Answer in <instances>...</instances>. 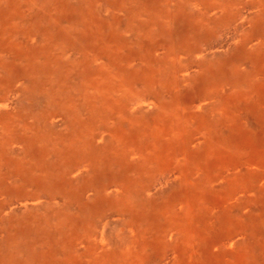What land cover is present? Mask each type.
Listing matches in <instances>:
<instances>
[{"label": "rangeland", "instance_id": "374dc122", "mask_svg": "<svg viewBox=\"0 0 264 264\" xmlns=\"http://www.w3.org/2000/svg\"><path fill=\"white\" fill-rule=\"evenodd\" d=\"M24 258L264 264V0H0V264Z\"/></svg>", "mask_w": 264, "mask_h": 264}, {"label": "bare ground", "instance_id": "6f19581e", "mask_svg": "<svg viewBox=\"0 0 264 264\" xmlns=\"http://www.w3.org/2000/svg\"><path fill=\"white\" fill-rule=\"evenodd\" d=\"M7 113H8V112H7ZM118 230H119V229H118ZM13 261H14V262H16V259H13ZM27 261H28V260H27L26 258H24V261H23V263H22V264H25V263H27Z\"/></svg>", "mask_w": 264, "mask_h": 264}]
</instances>
